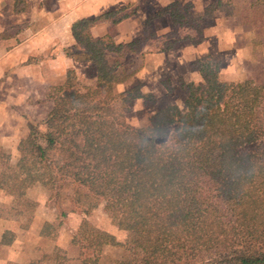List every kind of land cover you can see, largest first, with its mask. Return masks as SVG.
Here are the masks:
<instances>
[{
    "label": "trees",
    "instance_id": "16d2710c",
    "mask_svg": "<svg viewBox=\"0 0 264 264\" xmlns=\"http://www.w3.org/2000/svg\"><path fill=\"white\" fill-rule=\"evenodd\" d=\"M221 10L228 13L225 20L240 18L253 28L256 20L264 22V0H216L204 16ZM110 15L73 25L78 49L65 54L76 63L97 64L99 81L85 85L73 70L67 72L62 107L46 118L45 132L30 121L19 159L0 164V191L27 201V190L39 185L58 205L67 199L60 190L65 183L78 190L70 201L73 211L85 201L109 202L120 213L119 228L136 236L119 264H264V80L232 89L210 62H200L203 83L186 86L185 111L173 105L146 126L131 127L122 107L154 97L141 86L117 93L115 87L133 74L120 62L110 63L108 55L141 54L145 39H93L90 29ZM172 19L175 24L174 13ZM256 30L253 43L261 45L264 24ZM76 137L83 138L78 149L71 144ZM131 162L141 164L143 174L128 187L123 178ZM80 236H87V246L80 247ZM71 244L90 251L74 258L84 256L81 264H95L104 248L122 246L85 222Z\"/></svg>",
    "mask_w": 264,
    "mask_h": 264
},
{
    "label": "crops",
    "instance_id": "0c3cea01",
    "mask_svg": "<svg viewBox=\"0 0 264 264\" xmlns=\"http://www.w3.org/2000/svg\"><path fill=\"white\" fill-rule=\"evenodd\" d=\"M161 1L164 3L156 2L157 7L159 6L156 8L157 12H163L161 14L156 12L151 18L149 15V18L143 17L142 12L137 11L138 13L135 12L120 22L114 19L103 20L90 29V35L95 40L110 36L116 44H129L145 36V25L149 21L150 35L154 38L147 41L146 48L140 54L145 59L144 64L132 73L133 77L115 87L117 93L141 85L143 94L164 96L166 88L162 75L167 66L166 58L171 57L172 62L188 68L189 64L203 58L210 50L208 45H205L209 42L205 40L201 43L194 42L192 35L183 42L174 43L170 48H161L158 41H164L174 32L172 13L167 10L172 2L191 3L193 7L191 13L200 18L213 1ZM140 2V0H0V148L12 150V156L19 154L20 142L29 135V122L45 119L38 117V113L40 107L45 109L47 106L46 99L50 97L48 85L54 89V83L66 81L69 70L76 71L86 65H92L78 64L65 54V49L78 46L72 32L73 25L82 19L96 18L129 5L137 8ZM181 45L183 46L180 47ZM187 73L191 71L188 70L185 74ZM84 76H81V82L85 85L91 84L84 81ZM98 81L99 76L96 82ZM134 102L146 104L143 99ZM54 109L47 112L46 118ZM25 199L36 203L38 208L48 215L40 222L41 217L37 216L32 223L33 227L23 232L20 225H17L19 223L17 218L21 217V213L17 212V216L10 214L15 212L14 197L0 191V211H3L0 212V264H32L36 261L47 263L49 257L44 254L42 243L31 246V252L22 253L21 246L27 243L28 238L53 243L57 248L71 247V239L66 241L57 239L55 242L53 235L48 240L34 232L41 224L48 225V222L53 221L50 193L42 186L36 185L27 190ZM65 230L67 234L72 233L68 228ZM79 261L73 258L69 259L67 264H81ZM49 264L60 263L55 256L50 257Z\"/></svg>",
    "mask_w": 264,
    "mask_h": 264
},
{
    "label": "rangeland",
    "instance_id": "374dc122",
    "mask_svg": "<svg viewBox=\"0 0 264 264\" xmlns=\"http://www.w3.org/2000/svg\"><path fill=\"white\" fill-rule=\"evenodd\" d=\"M140 1V5L137 8L133 5H129L118 11L110 12L111 15L109 16V20L114 19L116 22H120L118 20L122 17L127 16L128 18L137 11H139V13L142 12L141 15H143V17L149 18L150 16L151 18L154 13L157 12V8L159 7H157L156 2L164 3L161 0ZM212 1L213 4L216 0ZM170 5L171 6L167 7V10L168 12L174 13L176 18L174 32H172V35L164 41H158L161 43V48H170L174 43L183 42L184 40L191 38L192 35L194 42L201 43L204 40L209 42L207 44L205 43V45H208L207 47L210 50L203 58L197 59L192 62L191 65L189 64L188 68L172 62L171 57L166 58L165 63L167 66L164 74L162 75L164 87L166 88L164 96H153L154 101H151L148 104H141V102L136 104L132 101L126 104L125 107H122L124 121L134 128L146 126L153 115L159 113L163 109L172 107L173 105H177L181 110L185 111L187 109L188 96L186 86L190 84L200 85L203 83L200 68L205 61L211 63V69L214 72H217L220 79L228 83L232 89H235L239 83L250 79L256 80L257 82H262L264 80V43L261 45L253 43L256 36L255 31H258L256 28L261 27L264 24L262 20H256L255 23L259 24L256 28H253L254 26L244 25L240 18H230L229 20H225L224 16L228 14L225 10L210 12L208 16H204V10L202 17L196 18L191 13L193 8L191 3L175 1ZM162 12H157V14H161ZM150 38H154V36L150 35L148 21L145 25V36L142 38L145 39V42L142 45V51L146 48L147 41L150 40ZM182 46L183 45L180 47ZM76 48L78 49V46L73 47L75 50ZM108 59L110 63H114L116 61L120 62L123 65V69L126 74L139 70L145 60L140 56V53L135 56H128L126 51L119 57L109 54ZM168 62H170V64H168ZM200 62L202 64H200ZM188 70H190L191 73L185 74ZM74 73L76 81H81V76L85 75L86 77H83L84 81L95 84L97 83L96 81L99 76L98 65L92 63V65H86L79 68L74 71ZM81 73L83 74L80 75ZM64 81L65 80L54 83L55 89L48 85V96L53 97V99L50 100V97H48L46 99V108L44 109L40 107L38 113V117H44L45 119L39 122L33 121L40 124L39 131L41 133L45 132V126L43 123L46 120L47 112L53 108L57 109L62 107V105H60V98L67 90L66 86H63L65 84ZM50 102L53 104H48ZM117 108L118 110L120 109V104L119 106L117 105ZM71 144L74 148L78 149L83 145V138H73ZM11 152L12 150L10 149L6 150L4 148H0V164L4 163L3 160L5 161L7 159L6 163L10 165L19 159V154L12 156ZM142 171L143 169L141 164L131 162L125 172L123 183L128 187L137 185L140 183L139 180L142 177ZM60 190L61 193L67 196V199H63L58 205H56L54 202H57V200L52 199L50 194V198L52 199V207L50 211H53V214L51 215L53 221L48 222V225L41 224L35 228L34 232L36 231V234H39L48 240H50V237L53 235L55 237V242L57 239L63 241L71 239V241H73V238L77 235L79 226L85 222L104 232L106 235L114 238L122 245L119 247L104 248L97 263L95 264H119L121 260L126 258L129 253V249L135 243L136 236L119 228L120 213L112 206V204L103 199L85 201V206L80 208L78 211H73L74 207L70 201L71 199L76 198L78 193L77 188L64 183L60 186ZM123 191L124 188L122 190L120 189L112 200L116 201ZM13 201V209L15 212L10 214L17 216V212L21 213V217L17 218L19 221L17 225H20L21 231L23 232H27L33 227L32 223H34L37 216L41 217V220H39L40 222L48 215H46V212L38 208V205L32 201H21L15 199ZM65 228H68L69 232L71 231L72 233L67 234ZM80 237V247L87 246V243L83 240L87 236ZM40 243L43 244L44 254L46 257H49L48 262L44 263V261H36L32 264H49L50 257L55 258V256L60 264H67L69 259L77 258L80 253H90V251L86 249H84L83 252L80 247H74L72 244L70 245V249L57 248L53 243L40 242L37 238H28L27 243L21 246V251L22 253H28L27 251L31 252L32 247L34 245H39ZM88 258L89 257H87V259ZM83 259L84 256L80 259V261ZM89 264L94 263L90 262Z\"/></svg>",
    "mask_w": 264,
    "mask_h": 264
}]
</instances>
